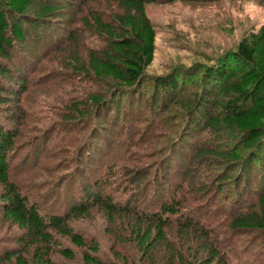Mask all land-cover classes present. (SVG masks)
<instances>
[{
	"label": "rangeland",
	"instance_id": "rangeland-1",
	"mask_svg": "<svg viewBox=\"0 0 264 264\" xmlns=\"http://www.w3.org/2000/svg\"><path fill=\"white\" fill-rule=\"evenodd\" d=\"M32 2L24 23L17 21L26 40L10 51L14 80L4 85L5 97L16 94L0 107V128L13 137L5 154L10 180L21 194L43 218L60 216L88 245L97 244L96 255L106 264H148L135 231L138 225L146 230L153 215L167 221L165 242L153 253L157 264L172 253L189 264L206 259L205 243L226 264H264V231L230 228L240 210L257 208L261 171L246 163L240 132L207 125L211 116L226 115L228 99L219 91L222 83L210 86L207 71L220 64L251 69L230 54L264 28V0H147L156 50L146 83L131 98L126 95L134 90L82 73L75 64L106 46L98 24L119 28V2ZM46 7L55 11L43 18ZM167 76L177 89L157 92L158 78ZM93 98L105 105L95 106ZM232 155L240 162L229 160ZM241 178L248 180L238 188ZM2 193L0 186V264H14L6 255L21 249L22 232L4 218ZM98 200H111L116 216L111 219ZM163 205L178 207V215L163 216ZM76 208L87 212L74 216ZM51 234L57 264H84L87 248ZM60 249L72 250L74 260Z\"/></svg>",
	"mask_w": 264,
	"mask_h": 264
},
{
	"label": "trees",
	"instance_id": "trees-1",
	"mask_svg": "<svg viewBox=\"0 0 264 264\" xmlns=\"http://www.w3.org/2000/svg\"><path fill=\"white\" fill-rule=\"evenodd\" d=\"M115 1L119 2L124 11L123 16L118 18L119 28L112 29L110 25L98 24L97 30L105 36L106 46L100 51H90L88 62L75 64L79 70H82V73L87 74L88 72L96 78L111 80L117 84L119 89L125 91L134 90L126 95L131 98L136 93L138 94L139 89L146 83L145 71L153 62L156 50V32L146 15L147 0ZM32 6V0H0V107H6L7 102L10 101L9 98H13L12 96L16 94L12 92L9 97H5L7 92L4 88L5 83H12L14 80L13 73L9 69L14 65L10 51L26 40L24 28L18 22L24 21L22 16ZM54 11L53 8L46 7L42 9L41 15L45 18ZM230 55L235 56L236 61L250 65L251 69L229 68L226 64H220L218 68L207 71L210 86L216 88L222 83L219 91L228 98L224 105L226 115L223 118L211 116L207 125L213 129H218L220 125H223L240 132L243 136L244 147L249 152L246 163L257 164L261 171V179L264 181V28L259 34L252 35L250 39H243L237 52ZM17 74L20 75V73ZM21 80L23 81L22 78ZM159 89L163 90V93L172 94L177 89V85L171 76L161 77L158 78L155 86L157 92ZM209 90L205 91L206 97L213 94ZM92 101L95 106L105 105L104 100L101 99L93 98ZM199 107L204 111L207 109L203 104ZM12 138L10 132L0 128V186L3 187L1 198L4 206L3 214L8 222L22 232L18 245L21 249L7 253V261L13 259L14 264H57L52 257L53 249H51L53 244L51 233L55 231L60 236L69 239L77 248L88 249L83 254L84 264H106L96 255L99 251L97 244L88 245L80 234L68 226L66 219L60 216L43 218L39 207L31 204L10 180L9 165L5 154L13 146ZM232 157L229 160L240 162V156L232 155ZM230 179L231 177L227 176L223 182L226 183ZM247 180L241 178L236 186L239 188ZM257 193V208L250 207L244 212L240 210V213L230 221V228L233 231L243 234L264 231V186L258 187ZM239 196L241 198L240 194L237 195ZM96 203L106 210L111 219L116 216L118 209L113 206L111 200L105 203L98 200ZM178 209V207L163 205L161 213L163 216L174 217L178 215ZM85 211L87 212L84 208H76L71 214L79 216L85 214ZM148 220L150 223L147 229L144 230L141 225H138L135 235L144 256L149 257L151 261H148V264H157L158 261L153 253L161 243L165 242L167 221L163 220L162 216L155 215L149 216ZM187 226L183 225V228L189 229L190 226ZM153 234L154 237L151 238ZM198 234L203 236L200 232ZM203 237L207 238V236ZM205 245L208 247H206V259L196 258L193 264H226L219 258L216 249L206 243ZM30 249L33 250L31 258L27 255ZM58 253L69 261L75 258L74 252L70 249H60ZM169 256L166 264H189L181 254L172 253Z\"/></svg>",
	"mask_w": 264,
	"mask_h": 264
}]
</instances>
